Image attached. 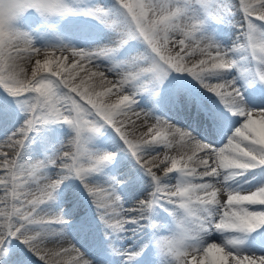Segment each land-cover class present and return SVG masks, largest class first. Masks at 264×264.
I'll return each instance as SVG.
<instances>
[{
  "label": "snow or ice",
  "instance_id": "6c2138e0",
  "mask_svg": "<svg viewBox=\"0 0 264 264\" xmlns=\"http://www.w3.org/2000/svg\"><path fill=\"white\" fill-rule=\"evenodd\" d=\"M0 264H264V0H0Z\"/></svg>",
  "mask_w": 264,
  "mask_h": 264
}]
</instances>
